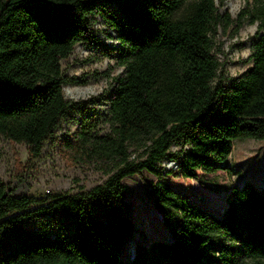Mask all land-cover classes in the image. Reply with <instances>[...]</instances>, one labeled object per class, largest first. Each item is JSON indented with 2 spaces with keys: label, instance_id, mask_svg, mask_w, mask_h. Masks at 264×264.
<instances>
[{
  "label": "trees",
  "instance_id": "16d2710c",
  "mask_svg": "<svg viewBox=\"0 0 264 264\" xmlns=\"http://www.w3.org/2000/svg\"><path fill=\"white\" fill-rule=\"evenodd\" d=\"M222 2L0 0V136L25 143L29 157L73 104L62 94L59 60L77 42L101 43L92 30L98 19L115 32L122 66L109 82L108 133L82 122L62 142L67 156L106 177L86 190L41 195L0 182V264H122L131 223L121 179L142 170L155 176L144 180L160 220L150 218L170 240H151L129 264H264V191L249 180L230 186L217 215L174 190L164 180L169 168L157 169L166 157L195 178L196 169L220 167L234 139H264V0H244L234 16L218 9ZM243 22L256 23L251 65L222 82L214 34L236 33ZM45 213L67 219L70 231L51 237L22 226Z\"/></svg>",
  "mask_w": 264,
  "mask_h": 264
},
{
  "label": "rangeland",
  "instance_id": "374dc122",
  "mask_svg": "<svg viewBox=\"0 0 264 264\" xmlns=\"http://www.w3.org/2000/svg\"><path fill=\"white\" fill-rule=\"evenodd\" d=\"M244 0H223L218 5L220 11L227 10L231 16L243 5ZM256 23L240 26L236 33L216 31L215 47L212 53L220 62L219 72L223 73L222 82L241 73L251 65L248 60L249 44L254 38ZM92 30L100 39V44L75 43L69 54L59 60L61 84L65 100L72 102V107L58 115L53 126L39 144V151L29 157L26 144L14 142L0 136V182L12 193L41 195L50 191L75 192L82 186L88 189L100 183L106 174L92 164L75 162L62 147L65 139L80 123H85L90 132L105 134L108 125L109 82L112 77L122 72V66L116 62L114 48L118 42L115 32L101 19L93 25ZM171 144L169 149L178 148ZM134 149V148H133ZM130 148V157L136 151ZM163 157L157 169L169 168L164 180L176 191L190 201L219 214L228 188L240 186L244 180L251 181L256 188L264 191V139L236 138L221 166L213 171L204 172L196 169V177H183L181 166L167 165ZM155 176L142 170L139 175H129L121 179L127 186L122 199V210L131 223L127 238L123 241L119 257L122 264H129L135 252L145 248L151 240L169 241L170 236L163 227L157 229L150 218V213L159 218L144 193V180H154ZM22 226L41 233L44 236L68 233L71 229L67 219L57 213H45L23 220ZM214 247L209 249L211 258ZM200 264H217L215 261H202Z\"/></svg>",
  "mask_w": 264,
  "mask_h": 264
},
{
  "label": "built area",
  "instance_id": "2783aa9c",
  "mask_svg": "<svg viewBox=\"0 0 264 264\" xmlns=\"http://www.w3.org/2000/svg\"><path fill=\"white\" fill-rule=\"evenodd\" d=\"M167 165H172V163L170 162V163H168Z\"/></svg>",
  "mask_w": 264,
  "mask_h": 264
},
{
  "label": "water",
  "instance_id": "95a60500",
  "mask_svg": "<svg viewBox=\"0 0 264 264\" xmlns=\"http://www.w3.org/2000/svg\"><path fill=\"white\" fill-rule=\"evenodd\" d=\"M172 164L174 163V162H171Z\"/></svg>",
  "mask_w": 264,
  "mask_h": 264
},
{
  "label": "crops",
  "instance_id": "0c3cea01",
  "mask_svg": "<svg viewBox=\"0 0 264 264\" xmlns=\"http://www.w3.org/2000/svg\"><path fill=\"white\" fill-rule=\"evenodd\" d=\"M230 188V187H229ZM229 188H228V190H229Z\"/></svg>",
  "mask_w": 264,
  "mask_h": 264
},
{
  "label": "bare ground",
  "instance_id": "6f19581e",
  "mask_svg": "<svg viewBox=\"0 0 264 264\" xmlns=\"http://www.w3.org/2000/svg\"><path fill=\"white\" fill-rule=\"evenodd\" d=\"M173 166V165H172Z\"/></svg>",
  "mask_w": 264,
  "mask_h": 264
}]
</instances>
